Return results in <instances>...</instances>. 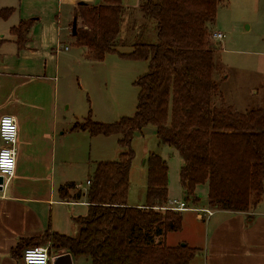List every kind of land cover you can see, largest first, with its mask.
<instances>
[{
	"label": "trees",
	"instance_id": "1",
	"mask_svg": "<svg viewBox=\"0 0 264 264\" xmlns=\"http://www.w3.org/2000/svg\"><path fill=\"white\" fill-rule=\"evenodd\" d=\"M223 2L138 0V10L156 33L154 41L142 39L149 30L144 25L132 50L120 52L124 58L149 63L135 82L134 114L103 123L89 112L71 127L92 137L117 136L118 157L96 163L87 192L74 195L88 202L87 213L73 218L76 233L48 230L36 245L50 243L49 252L87 257L91 264H191L196 248L166 242L169 233L182 230L184 217L169 202V166L158 153H149L146 160L144 204L129 203L132 143L148 125L155 126L161 144L174 147L182 158L180 182L188 208L189 203L199 204L200 186L208 187L213 209L248 211L264 198V107L239 110L225 103L216 78L219 43L213 41V28ZM128 9L123 0L78 4L74 19H80L81 26L72 35L87 60L102 62L119 52ZM13 11L2 9L0 17L7 19ZM37 21L22 20L11 28L12 35L26 42ZM72 188L75 183L61 186L60 196L69 197Z\"/></svg>",
	"mask_w": 264,
	"mask_h": 264
},
{
	"label": "crops",
	"instance_id": "2",
	"mask_svg": "<svg viewBox=\"0 0 264 264\" xmlns=\"http://www.w3.org/2000/svg\"><path fill=\"white\" fill-rule=\"evenodd\" d=\"M99 1L0 0V10L14 8L7 19L0 17V118L4 114L13 115L18 124L16 172L0 188V264H24V250L33 245L50 249V243L36 245L48 230L74 235L73 218L87 213L85 196L74 198L78 192L87 190L78 187L81 183L74 177V167L88 162L85 155L90 135L72 131L73 119L60 112L62 64L71 67L70 63L78 57V52L66 44V38L72 34L71 23L64 36L61 17L64 7L75 11L80 3ZM32 18L38 21L27 41L19 43L11 28ZM87 67L82 63L78 70L85 73ZM104 143L99 146L102 154L115 159L120 151L118 137L111 145ZM109 149L113 150L112 157L105 154ZM90 178L91 175L86 184ZM68 183H75V188L68 190L69 197L62 198L59 188ZM74 189L78 192H71ZM205 189L193 210L196 215L192 216L191 232L178 239H173L175 232H171L167 244L175 246L185 241L196 248L191 264H264V198L248 211L213 209L208 204V187ZM130 204L141 206L144 202ZM185 211L180 233H184L189 220ZM21 239L26 241L20 245ZM64 254L70 253L51 249L49 264ZM70 255L71 262L66 264H91L87 257Z\"/></svg>",
	"mask_w": 264,
	"mask_h": 264
},
{
	"label": "rangeland",
	"instance_id": "3",
	"mask_svg": "<svg viewBox=\"0 0 264 264\" xmlns=\"http://www.w3.org/2000/svg\"><path fill=\"white\" fill-rule=\"evenodd\" d=\"M18 1L15 0V3ZM123 1L129 9L122 24L120 41L122 40L123 45L117 46L118 53L108 54L102 62H92L86 59L84 48L76 46L74 42L72 44V40L75 41L72 34L69 35L71 38H66L68 42L66 44L72 48L73 52H78V57L72 55L73 58L77 57V60L70 63L71 67L65 66V63L62 64L58 96L60 112L68 119H73V123L85 120L89 112L94 121L114 123L122 117L132 116L136 110L138 87L135 82L148 71L149 63L145 60L124 58L120 52L127 53L132 50L131 44L139 37L138 33L143 26L148 23L136 6L138 0ZM63 9L61 25L65 36V33L68 34L66 27L74 20L75 11L69 7ZM77 26H81L80 19ZM152 26L153 23L150 22L149 30L142 39L154 41L156 32ZM213 31L226 34L224 39L213 40L219 43V68L216 71V78L224 102L239 110L264 107V0H224L218 9ZM82 63L88 66L85 73L78 70ZM74 113L78 115L77 118L73 116ZM116 138L115 135L98 136L94 139L92 136L89 137V146L85 155L88 162L74 167V177L78 183H81L82 189L88 188L86 181L89 175L93 174L96 163L108 159L102 154L99 146H103L106 141L111 145ZM108 143H106L107 147ZM132 149L135 152V158L130 174L129 203L145 202L146 160L151 152L158 153L168 163L169 202L173 203L175 198L184 199L180 182L182 158L174 147L160 143L155 126L148 125L143 132L136 133ZM112 151L109 149L105 151V154L112 157L110 156ZM205 188L206 186L198 188L201 198L206 191ZM71 192L78 191L74 189ZM82 192L84 194L87 190ZM83 200L87 198L83 197ZM195 205L188 204L190 208L185 211L189 219L186 230L184 233H173V239L186 235L187 231L191 232L192 216L196 215L193 212L196 209ZM193 221L196 224V221Z\"/></svg>",
	"mask_w": 264,
	"mask_h": 264
},
{
	"label": "built area",
	"instance_id": "4",
	"mask_svg": "<svg viewBox=\"0 0 264 264\" xmlns=\"http://www.w3.org/2000/svg\"><path fill=\"white\" fill-rule=\"evenodd\" d=\"M213 37L224 39L226 34L222 32H214ZM18 140V124L13 115L4 114L0 118V176L3 178L1 183L4 186L16 172V151L15 145ZM4 160L8 163L5 164ZM90 184V180L87 185ZM79 188L82 186L79 184ZM172 205L177 210H187L188 207L183 200H174ZM212 215L211 211H208ZM24 264H49L50 252L47 246H31L27 247L23 253Z\"/></svg>",
	"mask_w": 264,
	"mask_h": 264
},
{
	"label": "water",
	"instance_id": "5",
	"mask_svg": "<svg viewBox=\"0 0 264 264\" xmlns=\"http://www.w3.org/2000/svg\"><path fill=\"white\" fill-rule=\"evenodd\" d=\"M77 28V19H74V23L72 26L73 34L76 33ZM3 182V178L0 176V188H2L1 183ZM67 262H71V255L70 254H64L61 256H57L53 260V264H66Z\"/></svg>",
	"mask_w": 264,
	"mask_h": 264
},
{
	"label": "clouds",
	"instance_id": "6",
	"mask_svg": "<svg viewBox=\"0 0 264 264\" xmlns=\"http://www.w3.org/2000/svg\"><path fill=\"white\" fill-rule=\"evenodd\" d=\"M4 163H5V164H7V163H8V161H7V160H4Z\"/></svg>",
	"mask_w": 264,
	"mask_h": 264
}]
</instances>
